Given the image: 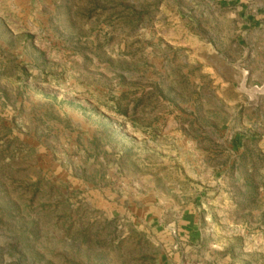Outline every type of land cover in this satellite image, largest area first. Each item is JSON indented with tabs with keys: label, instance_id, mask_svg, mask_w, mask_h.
I'll use <instances>...</instances> for the list:
<instances>
[{
	"label": "rangeland",
	"instance_id": "1",
	"mask_svg": "<svg viewBox=\"0 0 264 264\" xmlns=\"http://www.w3.org/2000/svg\"><path fill=\"white\" fill-rule=\"evenodd\" d=\"M263 103L264 0H0V264H264Z\"/></svg>",
	"mask_w": 264,
	"mask_h": 264
},
{
	"label": "crops",
	"instance_id": "2",
	"mask_svg": "<svg viewBox=\"0 0 264 264\" xmlns=\"http://www.w3.org/2000/svg\"><path fill=\"white\" fill-rule=\"evenodd\" d=\"M246 18H247V20H249L251 22V20H255L257 18V16H247ZM257 106H259V109H262V108H264V103L262 104V106H263L262 108L260 107V105H257ZM258 124L264 125V118H262L261 120L255 118L254 122H251L250 125L257 127ZM245 143H246V140L240 134L234 135V137L229 142L228 149L230 151H240V150L244 149Z\"/></svg>",
	"mask_w": 264,
	"mask_h": 264
}]
</instances>
